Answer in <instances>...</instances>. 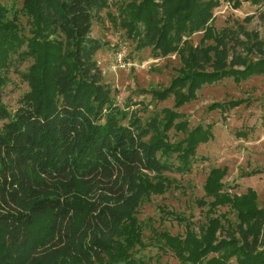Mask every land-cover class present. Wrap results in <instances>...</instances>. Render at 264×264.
<instances>
[{
  "label": "trees",
  "instance_id": "1",
  "mask_svg": "<svg viewBox=\"0 0 264 264\" xmlns=\"http://www.w3.org/2000/svg\"><path fill=\"white\" fill-rule=\"evenodd\" d=\"M220 3L141 0L125 14L127 31L155 55L188 48L178 76L154 93L160 99L174 95L177 109L207 84L264 76V41L253 43L260 54L247 60L237 54L243 41L233 30L212 27ZM108 4L23 0L28 35L0 6V92L10 54L33 59L22 74L28 90L13 112L0 94V264H63L71 258L85 264H143L133 254L142 241L134 210L149 191L148 174L191 171L198 147L213 137L209 125L189 129L177 109L164 108L143 123L113 104L112 88L96 60L103 43L91 35L96 12ZM201 31L214 45L194 47L184 40ZM241 102L211 107L226 111ZM174 128L184 137L172 142L167 132ZM173 155L177 166L169 161ZM225 174L226 169L211 170L205 195L214 199L211 212L220 203L229 205L235 225L229 223L228 235L219 237L223 223L214 216L202 240L189 227L184 237L163 236L178 264H229L232 259L264 264V207L255 190L235 197L223 193Z\"/></svg>",
  "mask_w": 264,
  "mask_h": 264
},
{
  "label": "rangeland",
  "instance_id": "2",
  "mask_svg": "<svg viewBox=\"0 0 264 264\" xmlns=\"http://www.w3.org/2000/svg\"><path fill=\"white\" fill-rule=\"evenodd\" d=\"M140 1L109 0L105 8L96 12L91 35L103 43L96 60L103 71L104 81L112 88L113 104L146 123L161 114L164 108L177 109L174 95L160 99L154 93L167 88L178 76L183 67L182 53H188V48L163 56L155 55L151 47L142 46L123 22L129 7ZM22 4L23 0H0L8 18H17L21 32L28 35L29 23L21 11ZM211 25L216 32L233 30V35L243 41L237 54L247 60L255 59L259 52L252 50V45L264 41V1L221 0L214 10ZM204 37L201 31L184 37V40L194 47L214 45L213 39ZM230 42L235 44V40ZM32 63L33 59L19 58L15 52L10 54L3 68L5 84L0 94L10 112L16 109L18 99L28 90L22 74ZM232 100L242 102L226 111L211 107L214 103ZM177 110L183 113L181 119L188 121L189 129L209 125L213 137L198 147L191 171H166L162 176L148 174L149 191L134 210L142 241L133 254L143 259V264H178L175 252L165 244L163 236L184 237L189 227L194 237L202 240L210 217L217 216L223 223L217 236L228 235V224L235 225L237 221L235 211L220 203L211 212L210 204L214 199L205 195L206 178L214 168L226 169L222 180L223 193L235 197L247 194L250 189L255 190L259 206L264 207V76L239 82L232 77L223 78L207 84L197 91V98ZM128 118L123 124L128 123ZM167 133L172 142L184 137L175 128ZM169 161L175 166L179 164L176 155ZM220 201L218 198L216 205ZM63 264L85 263L71 258ZM229 264L237 262L232 259Z\"/></svg>",
  "mask_w": 264,
  "mask_h": 264
}]
</instances>
